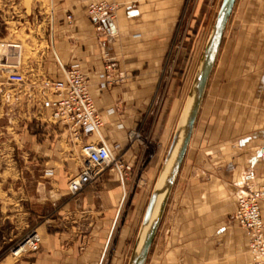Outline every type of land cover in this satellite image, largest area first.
Segmentation results:
<instances>
[{"label":"crops","instance_id":"0c3cea01","mask_svg":"<svg viewBox=\"0 0 264 264\" xmlns=\"http://www.w3.org/2000/svg\"><path fill=\"white\" fill-rule=\"evenodd\" d=\"M26 1L0 0L7 32L20 22L17 33L37 43L27 64L17 43L26 84L0 83V264H125L186 99L174 42L204 0ZM102 2L115 11L98 27L88 8ZM74 66L103 122L82 142L106 143L131 168L128 177L105 168L77 195L69 183L86 164L81 143L46 123L37 98L40 81L64 80ZM230 73L223 98L232 110L209 111L207 127L199 116L147 264H254L235 214L242 193L264 188V84L249 66ZM135 132L141 140H130ZM261 213L264 223V203ZM31 229L40 250L13 256Z\"/></svg>","mask_w":264,"mask_h":264},{"label":"built area","instance_id":"2783aa9c","mask_svg":"<svg viewBox=\"0 0 264 264\" xmlns=\"http://www.w3.org/2000/svg\"><path fill=\"white\" fill-rule=\"evenodd\" d=\"M115 11L113 5L99 3L90 5L88 14L98 27L100 23L112 17ZM9 46L20 49V44ZM0 61V78L16 85H24L26 76L21 69L20 52ZM37 98L42 107L40 116L49 113L46 123L55 127L63 126L69 129L76 142H81V152L86 164L81 173L69 183L72 195L81 193L91 183L99 179L105 168L119 170L125 177L131 171L129 166L121 162V158L114 156L104 142H82L85 136L99 132L103 126L101 116L90 93L85 74L78 66L65 71V79L46 78L39 82ZM44 117V116H43ZM130 140H141L137 132L130 134ZM264 202V188L248 189L238 197V208L235 219L244 228L249 240V252L254 264H264V223L261 204ZM42 238L36 229L29 232L10 250L15 257L23 254L36 253L41 248Z\"/></svg>","mask_w":264,"mask_h":264},{"label":"rangeland","instance_id":"374dc122","mask_svg":"<svg viewBox=\"0 0 264 264\" xmlns=\"http://www.w3.org/2000/svg\"><path fill=\"white\" fill-rule=\"evenodd\" d=\"M29 3L31 1L27 0L25 5H29ZM221 3L222 0H204V5L199 8L198 14L192 18V21L188 22L184 20L182 22L180 33L174 42L173 57L175 55L179 56V61H181L180 66L185 68L184 75L187 78L186 82H188L185 97H187L186 94L189 92ZM9 26H11V30L7 32L6 24L0 18V54L11 57L10 62H14L15 60L12 56L19 53V51L9 46V44L15 45L21 42L24 47L23 57L27 64L28 58L36 55L33 54L34 52H32V47L30 46V43L33 41L36 43V40L31 35L27 36L24 31L17 33V28L21 26L20 22L16 23L14 21ZM7 33L10 35L6 36ZM193 48L195 51L194 56L191 62L188 63ZM245 48L248 49L247 53L242 52ZM235 66H249L255 71H259V84H264V0L237 1L199 115V126L207 127L210 121H214L213 117L209 118V111L219 112L232 110V105L225 103L223 96L230 90V87L225 88L224 84L230 79V72ZM1 82H4L8 89L17 86L16 84L8 82L5 78H0ZM257 91L258 87L256 88V94ZM255 93L252 95L254 96ZM2 95L3 93H0V102H5L6 99ZM0 106H2V103H0ZM5 121L6 119H0V123ZM64 129L71 132L67 128ZM129 257L130 254L125 264H127Z\"/></svg>","mask_w":264,"mask_h":264},{"label":"water","instance_id":"95a60500","mask_svg":"<svg viewBox=\"0 0 264 264\" xmlns=\"http://www.w3.org/2000/svg\"><path fill=\"white\" fill-rule=\"evenodd\" d=\"M238 0H222L173 137L151 191L127 264H147L196 129L208 86Z\"/></svg>","mask_w":264,"mask_h":264}]
</instances>
